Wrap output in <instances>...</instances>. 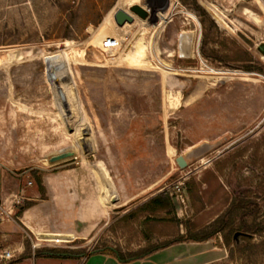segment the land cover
Masks as SVG:
<instances>
[{
  "label": "rangeland",
  "instance_id": "obj_1",
  "mask_svg": "<svg viewBox=\"0 0 264 264\" xmlns=\"http://www.w3.org/2000/svg\"><path fill=\"white\" fill-rule=\"evenodd\" d=\"M138 4L148 17L117 26L114 11L130 8L122 0H0V177L10 193L24 190L23 208L52 214L34 230L23 224L22 253L0 264L170 242L215 252L203 264H264V0ZM144 28L152 52L127 63ZM102 30L120 40L112 59L94 42ZM217 140L177 166V155ZM69 148L74 157L47 161ZM47 176L59 184L52 197ZM162 192L172 208L150 213L145 203ZM75 218L87 221L79 232Z\"/></svg>",
  "mask_w": 264,
  "mask_h": 264
},
{
  "label": "crops",
  "instance_id": "obj_2",
  "mask_svg": "<svg viewBox=\"0 0 264 264\" xmlns=\"http://www.w3.org/2000/svg\"><path fill=\"white\" fill-rule=\"evenodd\" d=\"M43 187L46 190L47 195H53L54 190L58 187V183H55L53 179H50L48 176L42 178ZM4 179L0 177V196L4 197L10 191L4 189ZM61 188V186H60ZM20 188L17 189L19 191ZM49 196V201L52 203L53 199ZM40 203H33L30 207L24 209L19 213L18 217L20 221L18 223L14 222H5L0 223V246L9 247V248H18L22 250V235L20 230L23 224L32 230L35 226L43 223L46 219H51L52 214L44 213L40 210ZM53 207L55 203H52ZM45 214V216H41ZM22 225H21V224ZM37 236L41 240H51L55 236L62 235V233H57L54 235L51 233L40 235L41 233L36 232ZM190 246H185L183 243H174L167 247H162L160 249L149 252L148 254L138 257L135 259L120 261L117 257L109 252H103L97 250L87 254L82 257L80 260H75L74 258H56V257H36L33 259H22V260H34V264H203L209 259H212L215 252H206L205 249L191 250L188 248ZM43 253V252H42ZM210 256H207L208 254ZM217 258V257H215ZM218 259V258H217ZM32 262V263H33Z\"/></svg>",
  "mask_w": 264,
  "mask_h": 264
},
{
  "label": "water",
  "instance_id": "obj_3",
  "mask_svg": "<svg viewBox=\"0 0 264 264\" xmlns=\"http://www.w3.org/2000/svg\"><path fill=\"white\" fill-rule=\"evenodd\" d=\"M167 7H165L162 12L166 10ZM139 16L142 19H146L148 17L147 9L143 7L141 4H134L130 6L129 11L124 10L122 8H119L114 11L113 13V19L114 22L116 23L117 26H123L125 23H132L134 20V17ZM150 16L155 17V13L152 11ZM155 21V19H154ZM257 51L261 53L264 56V42L260 43L257 46ZM222 140H217L215 142H208V141H203L200 142L194 146H192L187 152L184 154H179L175 157V162L179 168H185L189 162L192 160L198 158L205 152L214 149L216 146H218ZM75 156V151L73 148L65 149V150H60L57 153L51 154L47 157V161L49 163H54L57 161H61L70 157ZM72 223L74 224V228L76 231H81L86 225L87 221L80 220V219H72ZM48 233H41L40 235H45ZM54 235H58L57 233H51ZM239 234V232H236L234 234V237H236ZM69 238L72 236L70 234H63Z\"/></svg>",
  "mask_w": 264,
  "mask_h": 264
},
{
  "label": "built area",
  "instance_id": "obj_4",
  "mask_svg": "<svg viewBox=\"0 0 264 264\" xmlns=\"http://www.w3.org/2000/svg\"><path fill=\"white\" fill-rule=\"evenodd\" d=\"M104 45L100 46V49L104 53L112 54L114 50L120 47V41L116 38H110L103 41ZM30 185L31 182L29 181ZM26 199L24 190L21 188L17 192L8 193L6 196H0V223L5 222H19L20 219L17 215L18 208L22 205V201ZM23 230V229H22ZM29 237L27 232H24L22 238ZM37 246L32 242V248ZM22 250L18 248L0 247V263L11 260L17 255H20Z\"/></svg>",
  "mask_w": 264,
  "mask_h": 264
},
{
  "label": "bare ground",
  "instance_id": "obj_5",
  "mask_svg": "<svg viewBox=\"0 0 264 264\" xmlns=\"http://www.w3.org/2000/svg\"><path fill=\"white\" fill-rule=\"evenodd\" d=\"M122 3L123 4H128L129 6H132V5H134V4H138L139 3V0H122ZM212 7V6H211ZM209 8V10H210V12H211V14H212V17L216 20V22L219 24V25H225V21L223 20V18H222V15L215 9V8ZM148 11V10H147ZM136 16V15H135ZM110 18H111V16H110ZM112 19H110V21H111ZM145 29L146 28H144L142 31H141V33L139 34V37L137 38V40H136V42H135V45H134V48L133 49H131V50H129L127 53H126V56H124L125 57V59L124 60H126V62L127 61H129L130 62V64H142L143 62H144V60H145V53H144V49H145V47H149V49L151 50L152 49V45H153V43H152V41H145L144 39H143V33H144V31H145ZM110 38H114V37H108L107 35H106V32L104 31V30H102L100 33H98L97 35H96V37L94 38V42L96 43V44H98L99 46H101V45H104L103 44V41L104 40H107V39H110ZM117 40H119L118 38H116ZM120 41V40H119ZM94 44V43H93ZM147 49V48H146ZM117 50H118V48H117ZM117 50H114L113 52H112V54H110V56H112L110 59H112V58H114L113 56H114V54L116 53V51ZM151 52H152V50H151ZM73 53V52H72ZM82 53V52H81ZM78 54V52H77V50H76V52H75V55H77ZM80 54V53H79ZM10 55V54H9ZM19 55V54H18ZM70 55V54H69ZM15 56V55H14ZM82 57V56H81ZM67 59V58H66ZM83 59V58H82ZM65 61V60H64ZM67 61V60H66ZM70 61V60H69ZM74 61V60H73ZM129 62H127V63H129ZM150 64V63H149ZM158 65V68L160 69V70H163L164 72H166V68L167 67H165L163 64H161L160 62L157 64ZM62 70V69H61ZM213 73H219V72H213ZM220 73H222V72H220ZM213 78H217V76H214ZM63 85H65V87H66V90L68 91V84H67V82H65V81H63ZM74 147H76V146H74Z\"/></svg>",
  "mask_w": 264,
  "mask_h": 264
},
{
  "label": "trees",
  "instance_id": "obj_6",
  "mask_svg": "<svg viewBox=\"0 0 264 264\" xmlns=\"http://www.w3.org/2000/svg\"><path fill=\"white\" fill-rule=\"evenodd\" d=\"M40 181V179H38ZM184 187V186H183ZM24 206H20L18 208V211L17 212H21L23 211L25 208H23ZM144 207L150 211V213H154L156 211H161V210H164V209H167V208H172V204H171V201L169 199V196L166 192H162V193H159L157 194L156 196L150 198L144 205ZM211 235L210 234H205V235H202V236H195V237H189V239H192L193 241H204L206 239H208ZM173 242H170V243H167L163 246H159V247H154L152 249H149V250H146L144 253L140 254V255H133V256H124L120 251L118 250H115L111 247H104V248H101V249H97V250H101L103 252H109V253H112L114 254L117 259H119L120 261H127V260H131V259H135V258H138V257H142L146 254H148L149 252L151 251H154V250H157V249H160L162 247H167L169 245H171ZM97 250H94V251H97ZM92 251V252H94ZM40 253V252H38ZM91 253V252H90ZM41 254V253H40ZM65 257V256H63Z\"/></svg>",
  "mask_w": 264,
  "mask_h": 264
}]
</instances>
